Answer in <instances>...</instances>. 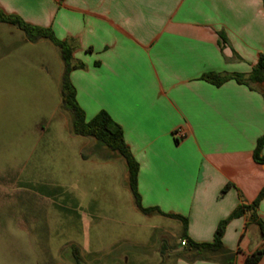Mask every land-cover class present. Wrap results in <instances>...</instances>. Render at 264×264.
Returning <instances> with one entry per match:
<instances>
[{"label": "crops", "instance_id": "0c3cea01", "mask_svg": "<svg viewBox=\"0 0 264 264\" xmlns=\"http://www.w3.org/2000/svg\"><path fill=\"white\" fill-rule=\"evenodd\" d=\"M0 10L70 41L74 63L85 66L70 75L77 101L87 120L106 111L122 127L139 163L144 208L186 218L188 237L208 243L221 221L257 200L264 189V164L254 159L264 137V83L252 90L202 77L252 72L264 53L262 0H0ZM19 42L42 40L31 43L22 32ZM259 223L264 199L227 226L223 243L234 264L258 251L264 264Z\"/></svg>", "mask_w": 264, "mask_h": 264}, {"label": "rangeland", "instance_id": "374dc122", "mask_svg": "<svg viewBox=\"0 0 264 264\" xmlns=\"http://www.w3.org/2000/svg\"><path fill=\"white\" fill-rule=\"evenodd\" d=\"M21 37L0 28V264H174L183 225L137 209L124 159L73 133L59 48Z\"/></svg>", "mask_w": 264, "mask_h": 264}, {"label": "trees", "instance_id": "16d2710c", "mask_svg": "<svg viewBox=\"0 0 264 264\" xmlns=\"http://www.w3.org/2000/svg\"><path fill=\"white\" fill-rule=\"evenodd\" d=\"M262 2L264 6V0H262ZM0 23H5L20 29L24 32L28 41L31 43H37L38 41L45 39L49 40L59 48L61 58L64 62V72L61 81L62 107L71 114L74 135L95 140V148L99 154L101 151L109 153L107 156L101 157L103 160H111L115 156H119L124 159L128 171L127 185L131 190L136 207L141 213L144 215L156 213L180 220L182 222L183 233L180 244L177 246V248H181L182 251H176L174 247L169 246L165 241H163L160 253L163 256L166 254L172 255L175 259L183 258L186 261L203 260L220 262L222 264H234L235 254L228 250L223 243L225 231L232 220L241 217L246 211L253 213L256 210L260 202L264 199V189L251 206L237 207V209H235V211L227 219L219 223L212 242L199 243L191 240L187 234L186 218L178 215H166L159 208L143 207L141 197L138 193V175L140 170L139 163L136 161L130 148L125 142L122 127L117 124L106 111H100L93 119L87 120L85 111L81 108L77 101V92L70 79V75L73 70L78 68L84 69L85 66L82 64L76 65L74 63V48L70 41H60L56 38L51 28H43L28 24L21 18L14 15H8L2 10H0ZM221 37L223 41L226 42V38L223 34H221ZM202 78L215 86H221L228 80H235L239 84H244L254 90L257 85L264 83V53L260 55L257 64L254 66L249 75H219L210 73L204 75ZM263 147L264 137L258 140L257 147L254 152V159L260 164H264V156L261 154ZM259 225L264 235V224L259 223ZM188 254H191V256H188ZM262 256L263 251H258L247 257L244 264H259ZM75 259L77 264H80L78 250H75Z\"/></svg>", "mask_w": 264, "mask_h": 264}, {"label": "water", "instance_id": "95a60500", "mask_svg": "<svg viewBox=\"0 0 264 264\" xmlns=\"http://www.w3.org/2000/svg\"><path fill=\"white\" fill-rule=\"evenodd\" d=\"M180 243V242H179ZM178 251H182V249L180 248ZM188 256H191V254H188Z\"/></svg>", "mask_w": 264, "mask_h": 264}, {"label": "built area", "instance_id": "2783aa9c", "mask_svg": "<svg viewBox=\"0 0 264 264\" xmlns=\"http://www.w3.org/2000/svg\"><path fill=\"white\" fill-rule=\"evenodd\" d=\"M184 244V243H183Z\"/></svg>", "mask_w": 264, "mask_h": 264}]
</instances>
